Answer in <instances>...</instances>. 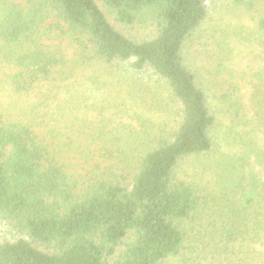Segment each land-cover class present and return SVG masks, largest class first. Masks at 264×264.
<instances>
[{
	"label": "trees",
	"instance_id": "1",
	"mask_svg": "<svg viewBox=\"0 0 264 264\" xmlns=\"http://www.w3.org/2000/svg\"><path fill=\"white\" fill-rule=\"evenodd\" d=\"M232 2L260 11L264 55V0ZM207 15V0H0V264H164L191 235L215 258L264 232V181L244 174L251 154L264 171V73L250 121L236 112L260 143L233 162L234 177L213 189L181 177L187 160L220 145L217 111L184 56ZM85 74L140 86L139 105L126 104L140 126L129 141L93 150L68 140L62 150L42 134L40 113L72 109ZM60 82L73 83L67 96ZM67 153L94 166L83 186Z\"/></svg>",
	"mask_w": 264,
	"mask_h": 264
},
{
	"label": "rangeland",
	"instance_id": "2",
	"mask_svg": "<svg viewBox=\"0 0 264 264\" xmlns=\"http://www.w3.org/2000/svg\"><path fill=\"white\" fill-rule=\"evenodd\" d=\"M207 4V18L187 43L184 56L186 64L198 76L209 102L217 111L221 125V133L217 138L220 145L215 154L187 160L182 166L181 177L195 181L201 187L213 189L215 186H224V181L234 177L236 172L232 167L233 162L249 153L256 141L260 143L256 124L252 121L248 126L241 125L236 122V112L242 120L248 113L250 121L253 83L257 81V74L264 73V55L255 36L256 17L260 11H244L233 5L232 0H207ZM261 9L264 10V6ZM2 76L3 72L0 71V81ZM87 76L93 75L90 73ZM81 78L86 83H83L84 86L76 84L72 88L75 92L80 91L77 96L79 101L72 109L57 108L59 111H55L52 117L42 112L38 116L43 121L40 130L45 138L60 143L62 150L68 140L70 143H74V140L84 143L81 141L84 139V145L91 144L95 150L110 148L117 142L125 143L133 138L135 132L140 131V126L130 119L129 114L137 109L128 110L126 104L134 105L136 101L139 105L140 86L110 81L107 86H100L91 84L86 74ZM98 78L105 84V77L99 75ZM72 84L60 82L58 89L63 96H67L65 91L68 89L69 92ZM130 87L134 95L128 92ZM0 90H5L3 83H0ZM144 95L148 96L147 92ZM229 126L233 129L227 132ZM52 130H55L54 135L50 134ZM250 160L244 174L263 182L264 171L258 164V158L251 154ZM64 161L70 168L72 180L79 186H83L89 174L95 170L91 162L84 163L79 155L73 153H67ZM257 219L264 221L263 216ZM259 230L260 233L251 238L247 234L242 243L215 258L206 255L200 237L193 239L191 235L188 250L183 256L167 260L164 264H230L233 259L232 264H264V240L261 241L264 232L261 228ZM2 235L0 227V240Z\"/></svg>",
	"mask_w": 264,
	"mask_h": 264
}]
</instances>
